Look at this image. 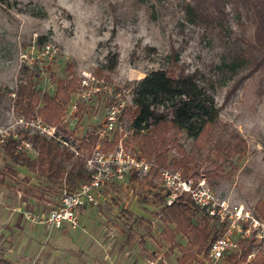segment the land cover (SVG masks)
<instances>
[{
	"label": "rangeland",
	"instance_id": "rangeland-1",
	"mask_svg": "<svg viewBox=\"0 0 264 264\" xmlns=\"http://www.w3.org/2000/svg\"><path fill=\"white\" fill-rule=\"evenodd\" d=\"M187 2L0 0V126L20 130L16 125L20 116L12 111L14 95L10 91L28 75L40 95H53L57 81L64 78L74 77L76 89L82 72L104 79L103 75L98 77L99 71L115 57V69L108 73L107 81L123 90L128 105L135 82L151 71L168 70L182 78L194 75L215 85L220 121L238 132L246 144L240 157L224 165L222 179L211 185L201 176L194 179L203 178L219 198L255 213L257 202H264L262 75L241 70L231 80L217 70L226 53L242 45L238 37L253 39L252 17L246 7H236L235 0H228L223 14L229 33L227 37L215 36L185 21ZM44 43L57 47L52 60L28 63L21 59L30 46ZM109 103L105 97L82 103L76 123L66 127L67 133L59 127L61 120L49 123L36 117L57 127L68 141V150L77 151L74 156L87 157L91 151L78 150L80 139L102 129ZM161 112L163 108L158 110ZM129 125L125 118L120 120L116 133L121 134L123 146L137 150L125 141ZM180 140L187 150L191 148L192 141L184 134ZM155 181L159 182V176ZM124 182L111 189L104 204L81 213L80 225L85 231L68 227L48 231L31 219L53 208L60 187L15 164L0 145V232L9 225L15 228L5 239L0 235L2 255L13 264H178L181 251L169 252L160 234L165 223L156 191L139 187L130 179ZM176 242L186 245L179 236ZM191 264L224 263L198 256Z\"/></svg>",
	"mask_w": 264,
	"mask_h": 264
},
{
	"label": "trees",
	"instance_id": "trees-1",
	"mask_svg": "<svg viewBox=\"0 0 264 264\" xmlns=\"http://www.w3.org/2000/svg\"><path fill=\"white\" fill-rule=\"evenodd\" d=\"M227 1L189 0L184 7L185 21L201 26L215 36L227 37L228 20L223 14V6ZM240 4L251 14L253 39L243 40L238 37L242 45H236L228 51L226 59L221 61L217 70L221 76L231 80L241 70L248 74L260 72V84L263 87L264 0H235L236 7ZM41 40L39 38V43ZM115 64L116 58L111 57L100 69L98 77L103 75L106 81L109 80L108 73L114 71ZM75 82L74 77L58 80L53 95H40V91L35 90L32 76L28 75L20 79L10 91L14 95L12 111L25 119L39 116L46 122L58 123L70 100V94L76 87ZM214 87L213 83L200 80L194 75L182 78L168 70L151 71L135 82L132 103L125 107L120 118H125L130 124L125 141L132 143L141 157L153 163L147 175L139 178L132 174L129 179L139 187L156 191L155 196L160 203L159 214L165 223L160 234L169 252L176 248L181 251L178 264H191L196 257H205L209 242L221 232L185 196H179L169 206L164 204V196L155 181L160 170L171 168L186 178L201 176L209 184H213L223 178L224 165L230 164L233 158L240 157L246 146L238 132L231 128L229 130L220 121V107L214 100ZM160 108L164 112L158 113ZM59 127L67 133L64 125L60 124ZM20 133H24V137L32 143L35 156H30L33 153L15 152L12 141L8 140L1 147L15 164L24 166L60 189L63 186L74 189L80 183L88 181L85 156H74V153L60 147L57 142L37 134H29L23 130ZM183 134L192 141L189 150L180 140ZM120 138L121 134L115 133L111 141H102L103 151H111ZM80 140L78 150L89 153L97 144L98 138L96 134H89ZM254 211L264 218V202H257ZM178 236L185 239V246L176 242ZM261 246L251 239L242 241L239 251L226 255L221 262L264 264V249ZM254 250L253 258L247 261ZM0 264L13 263L0 251Z\"/></svg>",
	"mask_w": 264,
	"mask_h": 264
},
{
	"label": "built area",
	"instance_id": "built-area-1",
	"mask_svg": "<svg viewBox=\"0 0 264 264\" xmlns=\"http://www.w3.org/2000/svg\"><path fill=\"white\" fill-rule=\"evenodd\" d=\"M57 53L55 45L44 43L40 47L30 46L20 57L23 61L32 63L52 60ZM98 97H105L110 103L105 110L102 129L96 133L97 144L85 158L89 179L74 189L63 186L53 208L36 216V220L31 219L32 223L39 224L48 231L65 227L85 231L79 220L82 209L104 204L109 199L112 188L124 184L132 174L139 178L147 175L153 165L152 161L141 157L137 150L127 149L121 142L111 151H103L102 141H111L120 128L122 112L128 105L123 90L104 79H97L88 72L81 73L78 87L71 94L70 103L61 119L62 125H74L82 103ZM16 125L20 128L19 131L13 126H0V145L11 140L15 152L35 153L32 143L20 134V131L24 130L54 140L67 149L69 147L67 139L57 127L47 124L39 117L29 120L19 117ZM69 150L75 155L78 154L75 149ZM158 184L165 205L169 206L179 196H185L220 230L221 234L207 246V254L204 257L206 260L221 261L226 255L239 251L240 242L245 240L251 239L255 244L264 246V218L242 205L231 204L219 198L203 178H186L179 171L162 169L159 172ZM26 218L30 219V216ZM254 254L255 250L248 256L247 261L253 258Z\"/></svg>",
	"mask_w": 264,
	"mask_h": 264
},
{
	"label": "crops",
	"instance_id": "crops-1",
	"mask_svg": "<svg viewBox=\"0 0 264 264\" xmlns=\"http://www.w3.org/2000/svg\"><path fill=\"white\" fill-rule=\"evenodd\" d=\"M120 186V185H119ZM119 186H116V187H119ZM115 188V187H114ZM111 193V192H110ZM55 203H56V201H55ZM21 206H22V208H24V203H22L21 204ZM89 209H91V208H88V209H82L81 211H80V214H79V220H80V215H81V213L82 212H84V211H87V210H89ZM9 223V222H8ZM6 226V225H5ZM15 228H11V226L9 225V226H7V229L5 230V231H2L1 230V232H0V235L1 236H3V238L5 239L8 235H10L13 231H15L14 230ZM62 230V229H61ZM4 232V233H3Z\"/></svg>",
	"mask_w": 264,
	"mask_h": 264
}]
</instances>
